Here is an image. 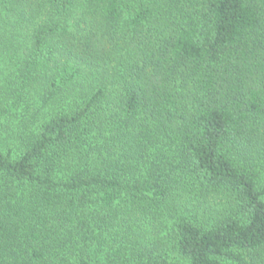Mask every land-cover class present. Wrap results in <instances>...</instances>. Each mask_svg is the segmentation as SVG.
<instances>
[{"label": "trees", "instance_id": "1", "mask_svg": "<svg viewBox=\"0 0 264 264\" xmlns=\"http://www.w3.org/2000/svg\"><path fill=\"white\" fill-rule=\"evenodd\" d=\"M0 264H264V0H0Z\"/></svg>", "mask_w": 264, "mask_h": 264}]
</instances>
